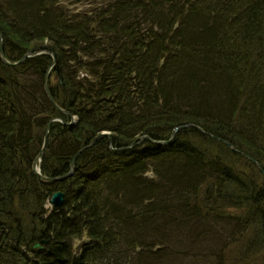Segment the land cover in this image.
I'll use <instances>...</instances> for the list:
<instances>
[{"label":"trees","instance_id":"trees-1","mask_svg":"<svg viewBox=\"0 0 264 264\" xmlns=\"http://www.w3.org/2000/svg\"><path fill=\"white\" fill-rule=\"evenodd\" d=\"M0 31L11 61L54 50L57 104L49 52L0 56V264H264L250 159L194 126L139 141L190 122L264 169V0H0ZM59 107L40 173L83 149L47 180Z\"/></svg>","mask_w":264,"mask_h":264},{"label":"water","instance_id":"water-1","mask_svg":"<svg viewBox=\"0 0 264 264\" xmlns=\"http://www.w3.org/2000/svg\"><path fill=\"white\" fill-rule=\"evenodd\" d=\"M44 51H47L51 54L52 56V62L50 64V66L48 67V69L46 70L45 72V75H44V88H45V91L47 93V96L48 98L51 100V102H53L55 105H57L49 91V88H48V83H47V78H48V75H49V72H50V68L54 65L55 61H56V54L54 52V50L50 47V45L46 44V43H43V44H38L36 45L35 47H32L30 49H28L19 59L15 60V61H11L9 59L6 58V56L4 55V52H3V40H2V33L0 31V56H1V59L8 65H14V64H17L19 63L20 61H22L25 57H28V56H32V55H35V54H38V53H41V52H44ZM60 108V107H59ZM63 112L67 113L69 115V118L70 120L68 122L64 121L61 117H51L48 121H47V124H46V128H45V131H44V134H43V143H42V146L41 148L39 149V151L36 153L33 161H32V170L36 173H38L43 179H56V178H63V177H66V176H69L72 174L73 170H74V165H75V159L77 157V155L79 154V152L83 149H80L79 151H77L74 156L71 158L70 160V167H69V170L64 173V174H61V175H51V176H44L40 173V167L38 165V161L40 160V156H41V153L42 151L44 150V147H45V144H46V141H47V137H48V128H49V124L53 121V120H59L63 123H67V124H72L76 121V116L71 114L69 111L65 110V109H62L60 108ZM186 126H194L196 127L197 129H199L200 131H202L203 133L205 134H208L210 136H212L213 138L215 139H218V140H221L222 142H224L231 150L235 151V152H239L241 153L242 155H244L245 157H247L248 159H250L257 167L260 171H262L264 173V169L262 168L260 162L254 158L252 155L240 150V149H237L229 140H227L226 138H223V137H220V136H216L212 133H210L209 131H206L204 130L201 126L197 125V124H194V123H182V124H179V125H176L172 128V131H171V134L169 136L168 139H154V138H151L150 136H148L147 134H143V135H140L139 136V141L143 140V139H150L151 141L153 142H156V143H166L168 142L175 134V132L182 128V127H186ZM104 135H107L109 136V132L106 131V130H102L101 132L95 134L91 140H90V143L89 144H92L96 139H98L99 137H102ZM132 145V144H130ZM129 145V146H130ZM63 199H64V193L63 191L61 190H55L51 193L50 197H49V202L54 205V206H59L63 203ZM43 242H45V240H43ZM34 247H39V248H42L43 246L38 242L36 241L34 243Z\"/></svg>","mask_w":264,"mask_h":264},{"label":"rangeland","instance_id":"rangeland-1","mask_svg":"<svg viewBox=\"0 0 264 264\" xmlns=\"http://www.w3.org/2000/svg\"><path fill=\"white\" fill-rule=\"evenodd\" d=\"M56 78H55V75L52 74L51 75V80L54 81ZM76 116V115H75ZM77 118V116H76ZM107 131V130H106ZM109 132V131H108ZM215 145V144H214ZM49 200V199H48ZM46 205L49 207L51 206V203L49 201H47ZM190 260H192V262H187L188 264H215L211 261V259H206V260H200L198 258H189Z\"/></svg>","mask_w":264,"mask_h":264}]
</instances>
